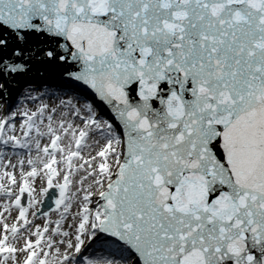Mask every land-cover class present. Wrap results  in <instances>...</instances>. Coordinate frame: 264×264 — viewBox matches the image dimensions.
I'll return each mask as SVG.
<instances>
[{"label":"snow or ice","instance_id":"6c2138e0","mask_svg":"<svg viewBox=\"0 0 264 264\" xmlns=\"http://www.w3.org/2000/svg\"><path fill=\"white\" fill-rule=\"evenodd\" d=\"M0 264H264V0H0Z\"/></svg>","mask_w":264,"mask_h":264}]
</instances>
